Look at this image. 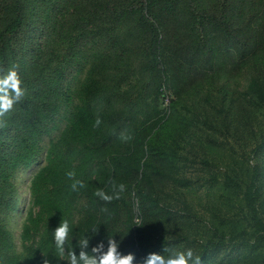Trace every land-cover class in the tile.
I'll use <instances>...</instances> for the list:
<instances>
[{
    "label": "trees",
    "instance_id": "16d2710c",
    "mask_svg": "<svg viewBox=\"0 0 264 264\" xmlns=\"http://www.w3.org/2000/svg\"><path fill=\"white\" fill-rule=\"evenodd\" d=\"M13 65L25 96L0 118V264H67L52 236L64 219L77 254L84 236L89 251L112 237L137 260L184 244L201 264H264V0H0V75ZM242 70L245 105L223 102ZM200 105L211 132L195 149ZM45 139L17 248L14 178ZM112 181L125 191L105 202L95 192ZM194 184L219 192L202 233L184 197Z\"/></svg>",
    "mask_w": 264,
    "mask_h": 264
},
{
    "label": "clouds",
    "instance_id": "9594fccd",
    "mask_svg": "<svg viewBox=\"0 0 264 264\" xmlns=\"http://www.w3.org/2000/svg\"><path fill=\"white\" fill-rule=\"evenodd\" d=\"M19 65H13L6 73L0 75V118L10 114L14 106L18 104L25 96V89L21 86L22 81L18 72ZM99 116H97L94 127L101 124ZM122 140H130V134L121 133ZM66 176L69 179L75 177L74 171H68ZM77 185L83 186L81 181L74 180L72 189L76 190ZM113 194L109 195L102 189H98L95 195L105 202H111L114 198L119 199V194L125 191V185H117L112 181ZM103 211V209H102ZM70 226L67 219L61 220L57 227L52 231L53 240L58 253L67 256V264H201V258L194 254L193 249L185 250L163 249V253L167 255L150 252L137 260L132 253H121L119 251V241L112 237H107V246L103 241L98 242L89 249V238L84 236L80 239L77 247L78 254L73 250H66L69 242ZM95 233L97 230H94ZM43 264H49L47 259L43 260Z\"/></svg>",
    "mask_w": 264,
    "mask_h": 264
},
{
    "label": "rangeland",
    "instance_id": "374dc122",
    "mask_svg": "<svg viewBox=\"0 0 264 264\" xmlns=\"http://www.w3.org/2000/svg\"><path fill=\"white\" fill-rule=\"evenodd\" d=\"M246 72H247L246 70H242V71L238 72L237 74L233 75L231 78H229L228 81H225V82H227L225 85V87H227V90H228L227 93L223 97L220 94H216L215 99L217 101H219V98L222 97L223 102H231L232 100L235 101L236 99H238V100L242 101L243 105H245L246 100H244L245 96H242V92L245 90L244 88H245V85L248 81V74ZM168 97H169V101H170L171 97L170 96H168ZM167 105H168V102H166L164 100L163 107L166 108ZM202 106L203 105H200L199 107H197L194 110L195 118L193 119L191 125H189L187 127L188 132H190L194 136V138H191L190 141H192V143L194 144L195 149L198 148L197 145H195L197 142L195 139H197V138L202 139V137L200 135L201 134L200 130H205L207 132H211V130L208 128V126L203 124V121H204L203 120V114L205 112L204 110H206L207 108L202 107ZM238 106H239V103L237 104L236 107H238ZM231 115H233L237 119L235 110L232 111ZM188 117H190V116H188ZM215 136L217 137V134ZM47 141H48V139H45L43 142L44 148L42 149L39 160L32 167H30L26 170H21L18 173H16L15 178H14L15 187L17 190V197H18V207L13 213H11L9 216H7L6 222H7V227L11 231L12 236L15 240L17 248H19V234L21 231V226H22V223L25 219L27 211L29 210V207H30L29 182H30L32 176L37 172V170L44 165V159L43 158H44V152H45V145H46ZM202 142H204V141L202 140ZM180 144L182 147L177 149V152L185 153L187 148H188L187 145H185V143H180ZM182 148H186V149H182ZM224 149H225V147L220 145L218 143V141L215 142L211 146V151L209 153V157L215 158L218 165L222 161H224L222 159H225L224 156H225L226 152L224 151ZM208 151H209V147H208ZM210 171H212L211 168H210ZM191 173H193V170H191ZM194 185H193L194 187L191 191H185L184 192V197L188 202L193 204L195 212L199 216V221H200V222H198V228L200 229L199 232L202 233L203 228L205 226V223L209 221V215H208L209 210H211L213 208V206L218 205L217 199L219 196V192H218L216 187L208 189L206 187L199 188L198 186H196V184H194ZM165 192L170 194L171 191H169L168 189H165ZM261 199L264 202V186H263V192H262V198ZM167 200H169L171 202V204L173 206H175L174 200H170L169 198ZM263 210H264V206H263ZM234 217L236 219H239L236 215ZM135 222H137V220H135ZM194 226H196V225H194ZM183 246H184V244L178 245L177 250H182ZM216 256H218V255H216ZM223 258L225 259V256ZM221 263L224 264V262H221ZM207 264H212V261H211V263H207Z\"/></svg>",
    "mask_w": 264,
    "mask_h": 264
},
{
    "label": "built area",
    "instance_id": "2783aa9c",
    "mask_svg": "<svg viewBox=\"0 0 264 264\" xmlns=\"http://www.w3.org/2000/svg\"><path fill=\"white\" fill-rule=\"evenodd\" d=\"M165 101L169 103V99H165Z\"/></svg>",
    "mask_w": 264,
    "mask_h": 264
}]
</instances>
